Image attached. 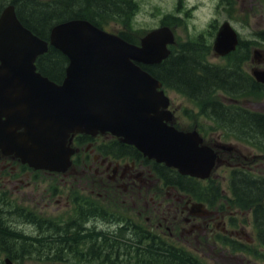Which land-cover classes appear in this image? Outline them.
Here are the masks:
<instances>
[{
    "label": "water",
    "instance_id": "obj_1",
    "mask_svg": "<svg viewBox=\"0 0 264 264\" xmlns=\"http://www.w3.org/2000/svg\"><path fill=\"white\" fill-rule=\"evenodd\" d=\"M172 43L169 28L154 30L137 46L80 19L57 24L47 41L20 22L14 5L6 7L0 16L1 152L37 169L64 171L75 152L73 134L109 131L149 159L209 177L222 161L197 131L168 124L170 99L138 64L161 63ZM237 44V33L225 23L215 50L224 55ZM50 45L69 59L62 84L37 71L36 60ZM255 76L264 82V71Z\"/></svg>",
    "mask_w": 264,
    "mask_h": 264
},
{
    "label": "flooded vegetation",
    "instance_id": "obj_2",
    "mask_svg": "<svg viewBox=\"0 0 264 264\" xmlns=\"http://www.w3.org/2000/svg\"><path fill=\"white\" fill-rule=\"evenodd\" d=\"M222 1L224 0L218 1V8L220 5L222 6ZM225 1L229 9L230 1ZM219 26L220 24L212 25L213 29H211L208 36L210 37V42L206 41L207 37L204 31L199 33L194 31L193 35H185V39L181 41L180 53L183 54L187 49L195 48L198 53L211 52L213 54V45ZM249 52L250 49L248 48L242 49V53L244 54L242 64H244L243 68L246 76L251 78L254 73L253 70L264 69V55L262 54L263 52L255 51L249 56ZM195 58L206 63L210 62L213 66H220L209 61L208 56H198ZM234 59L235 57L229 56L225 66H229ZM248 62H251L252 66H254L251 72L246 69ZM246 76L244 90L241 93L252 91V85L248 83L249 79ZM171 108L176 117L175 125L178 128H182L179 122L178 108L174 104H172ZM205 138L208 144L215 147L220 156L226 161L224 165L230 168L231 174L234 173L235 169H240L249 174H256L253 169L257 167L254 166L255 162H257V155L252 154L250 150L243 149L238 144L222 145L221 137L209 138L205 136ZM112 140H115V142H111ZM73 145L77 149V153L72 158V167L65 174L34 170L12 155L0 154V195L12 192V188H14L19 197L15 202V211L0 209V214L4 212L10 215L12 212H15L17 219H13V221L18 224V219L22 218L26 225L23 231L16 233L15 238L11 235L6 238L3 246L0 247V255L8 256L9 254H14L19 256L36 254L39 249L32 242V240L38 238V229L35 225L40 221L46 222L47 227H50L49 232L56 227L55 218H59L60 216L55 217L53 212H49L50 208L51 211L53 210L54 203L62 206L69 205V210L63 215V221L66 222L63 226V231H60L58 227L57 232H61L62 235L55 237V231L50 232L52 239L51 251L59 248L61 244H63V252L70 251L68 240L70 227L67 224L71 218L77 215L79 220L84 222V230L89 228L90 223L97 219V211L100 207L99 202L102 195L94 189L89 195L84 194L82 189H77L75 190V194L79 192V195L72 196L69 194L64 199L58 190L48 188L45 190L46 193L44 195V204L48 203L45 207H42L43 204L36 202L26 203L23 196L35 192V188L37 187L35 176L38 173H48L66 179L74 171H82L83 173L93 171V187L97 189L98 182H101L102 178H107L115 189H122V192L128 195L126 197L130 201L131 206L137 209V212H141L142 215V201H144L142 198L144 195L146 197L149 196L147 200L150 202L147 205L145 202L146 209L156 212L154 219L151 220L150 216L146 217L149 221L148 225L156 229V231L150 230L155 231V235L160 236L164 240H175L182 245H186L187 250L201 255L202 251L199 250L201 244L206 247L211 245L214 249L218 245H221L223 248L228 249L229 244L223 235L245 240L246 243L243 241L245 247L248 241L252 240L248 238V233L244 226L239 227V229L237 228L239 224L236 212L232 207L223 211L218 207V203L210 205L203 202L205 207L199 208L197 204L200 201H197L191 193L183 191L175 185H166L163 180L158 178L154 169L149 166L150 163L141 154L133 149H130L128 153L127 146L119 143L113 136L105 134L91 137L85 134H76L73 138ZM245 151L248 152L245 153ZM89 162L91 165L88 164ZM87 198H89V202L93 205V211L88 213H86L87 203L80 204L81 200L88 202ZM93 198L94 202L92 203ZM167 200H170L169 203L164 205ZM7 205L12 206L10 203H7ZM0 219L8 220V217L0 215ZM252 220L253 226L259 223L256 217H252ZM29 228L31 229L28 230ZM258 231L259 229L256 227L255 234H259ZM81 233L83 235V246L87 252H92L93 247L94 251L101 249V245L104 244L103 240L101 241V238L103 239L102 234L97 237V234L85 235L84 231ZM107 236L110 235L107 233ZM193 241L195 242V246H193ZM104 245V249L109 250L110 253L118 254L117 242H106ZM108 245L111 247L110 249ZM50 250L48 252L52 253Z\"/></svg>",
    "mask_w": 264,
    "mask_h": 264
},
{
    "label": "rangeland",
    "instance_id": "obj_3",
    "mask_svg": "<svg viewBox=\"0 0 264 264\" xmlns=\"http://www.w3.org/2000/svg\"><path fill=\"white\" fill-rule=\"evenodd\" d=\"M137 8L134 13L128 17L123 24L116 25L119 23L113 22L117 26L113 30L120 29H130L136 36H142L144 31L150 30L153 27H157L161 21L167 15H173L180 19V21H172L171 25L173 26L178 42L181 43L185 39V35H193L194 31L196 33L205 32L207 37V42H210L209 33L213 29L212 25L222 23L223 21L229 20L233 26L240 32L242 39L244 40H254L252 45H249L250 52L249 55L253 54L255 51L263 52L264 55V44L258 42V39L255 38V33L264 29V0H229L230 8H227L226 1H222V6L218 8L219 0H135ZM225 6V8H223ZM182 17V18H181ZM209 61L226 65L228 60L227 58L215 57L212 53L208 56ZM251 62H248L246 69L252 71L254 68ZM166 92L169 97H171L174 105L178 108L179 122L181 126L185 128H191L194 125V121L191 119L190 115H197V121L200 122L206 128L204 129L207 132V137L216 138L221 137V141L226 144H238L241 145L243 149H248L252 154L257 155V162H255V167L253 170L256 173L255 175H264V153L260 150L254 148L248 143L240 142L234 139L232 136L226 134L224 130L219 127H216L214 123L209 120H205L202 117L198 116L200 109L198 105L189 100L187 97L177 93L174 90L166 89ZM216 99L221 100L225 103H239L242 106L251 109L264 112V94H252L244 96L238 99L230 98L224 95L222 92H218ZM189 116V117H188ZM202 131V129H201ZM203 133V132H202ZM248 151H245L247 153ZM91 165V163H88ZM149 164V163H148ZM152 168V164H149ZM230 170L227 167H219L213 176V179L219 180L222 183L223 191L221 197L218 199V207L220 210H228L229 207H232L236 212V218L238 221L239 227H245L248 233V238L252 239L248 241L247 244L253 245L252 253L246 252H236L233 253L229 248H223L221 245H218L217 248L213 246H205L201 244L199 250L202 251V256H199L202 261L206 264H264V248L261 247L258 242L253 238L256 237L255 229L253 226L252 214L249 209L240 207L235 203L232 194L228 188V178ZM94 172L87 171L83 173L82 171H74L70 173L69 178H60L48 173H38L35 176L37 180L35 192L30 194H25L23 199L26 203L36 202L38 204H43L42 207H45L48 203L44 204V195L45 190L48 188L52 190H58L60 195L66 198L71 194L76 196L75 190L82 189L84 194H90L94 189L96 192H99L101 196L100 202L106 200L107 197H111V203L104 204L105 206L112 208L115 213H125L131 217L136 218V221H140L144 225H148L149 221L146 219L147 216L151 217V220L156 216V212L151 209H146L149 196L142 198V213L137 212L129 200H127L128 195H125L122 189L117 190L114 188L113 184L109 182L107 178H102L101 182H98L97 189L93 187L92 183L94 180ZM207 184V183H206ZM205 184V185H206ZM17 192L12 188V192H7V194L0 195V209L12 210L15 206ZM72 199V197H71ZM94 199V198H93ZM147 200V201H146ZM170 200H167L164 205H167ZM146 202V205H145ZM10 203L12 206L7 205ZM52 207V206H51ZM51 209V208H50ZM49 209V212H53L55 217L63 216L69 210V205H58L54 203L52 211ZM4 217H8L9 220L17 219L15 214H6L1 213ZM98 224L100 228L114 231L117 228V222L115 224H109L106 221H103L101 218H98ZM18 226L16 229L23 231V228L26 226L24 219H18ZM97 220V219H96ZM150 220V221H151ZM21 221V222H20ZM236 225V224H235ZM37 228V227H36ZM29 228L28 230H30ZM122 231L127 232V230L122 229ZM118 230V232H122ZM43 239V238H42ZM242 244L246 241L243 239ZM46 245L52 246V241L43 239ZM244 241V242H243ZM193 246L195 242L193 241ZM37 255V253L35 254ZM68 255V254H66ZM37 256L33 258H25L21 261H14V264H86L85 261L80 257L74 255H68L64 260H37ZM5 255H0V264H6ZM103 264V263H100ZM106 264V263H105ZM126 264V263H124Z\"/></svg>",
    "mask_w": 264,
    "mask_h": 264
},
{
    "label": "trees",
    "instance_id": "obj_4",
    "mask_svg": "<svg viewBox=\"0 0 264 264\" xmlns=\"http://www.w3.org/2000/svg\"><path fill=\"white\" fill-rule=\"evenodd\" d=\"M9 3L15 4L21 22L43 39L49 38L51 28L56 23L70 19H87L95 25L103 27L104 23L109 20H123L131 14L135 6L133 0H0V14ZM260 34L264 40V32ZM125 37L129 41H133L129 36ZM198 55L200 54L196 53L195 48H189L183 54L172 55L160 65L143 67L170 88H174L197 101L202 107V113L220 127L228 130L236 138L251 141L254 144L256 141L263 143V113L250 112L235 105H225L213 98L217 90H222L232 96L238 95L236 93L244 90V85L238 86L243 82L245 84L246 74L242 70L243 56L234 59L231 68H220L213 67L202 60H196L195 57ZM67 64V57L53 47H50L49 51L37 60L38 70L54 81H60L63 78ZM248 79V83L252 85V91L263 90L261 85L252 78ZM165 170L168 171L164 168L159 169V172L166 182L174 183L185 190L195 191L194 187L200 183L195 179L181 176L176 171L167 173ZM232 186L236 200L242 205L253 206V209L256 210L259 220L256 225L262 232V240L264 241V177L254 178L250 174L236 171ZM219 189L220 186L215 189V192L218 193ZM197 194L200 198L203 195L206 196L203 191ZM78 226V223L73 222L70 227V243L72 245H75L74 241L78 238ZM5 228L3 222L0 221V242L2 244L10 235L7 232L3 233ZM159 246L161 244L158 241L152 240L149 246L150 253L143 252L141 255L135 253L133 261L129 262L131 264H201L181 249L168 245L172 249L169 252H163L158 249ZM102 247L104 248L105 245L103 244ZM40 248L47 250L51 247L41 241ZM73 253L76 252L73 251ZM98 256H100L99 253L96 254V257ZM92 257L93 260L96 259L95 256H91L88 260ZM44 258L61 260L62 256L59 254L55 256L45 255ZM80 258L86 260L85 257L80 256ZM118 258V262H121L120 260L124 258L128 259V255L120 254ZM129 259L131 260V257Z\"/></svg>",
    "mask_w": 264,
    "mask_h": 264
},
{
    "label": "bare ground",
    "instance_id": "obj_5",
    "mask_svg": "<svg viewBox=\"0 0 264 264\" xmlns=\"http://www.w3.org/2000/svg\"><path fill=\"white\" fill-rule=\"evenodd\" d=\"M244 85V82H243V84H241V85H238L239 87H242ZM130 249V247H127V250H129ZM168 264H170V263H168Z\"/></svg>",
    "mask_w": 264,
    "mask_h": 264
}]
</instances>
